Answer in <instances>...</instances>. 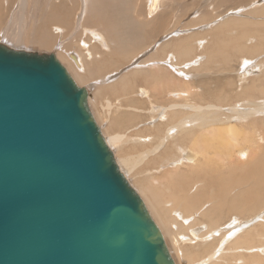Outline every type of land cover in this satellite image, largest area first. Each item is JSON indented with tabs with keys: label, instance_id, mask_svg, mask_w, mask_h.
I'll use <instances>...</instances> for the list:
<instances>
[{
	"label": "bare ground",
	"instance_id": "bare-ground-1",
	"mask_svg": "<svg viewBox=\"0 0 264 264\" xmlns=\"http://www.w3.org/2000/svg\"><path fill=\"white\" fill-rule=\"evenodd\" d=\"M4 1L6 2V0ZM72 1L75 5V9L78 8V0H69L66 6H64L65 4H63V6L65 7L64 11L61 10V1H53L51 4L52 7L50 8V12L53 15L54 22L58 23V25L55 26L56 29H52L55 33V37L62 36L61 32H71V30L74 29L76 25H78V19L74 17V14L76 15L77 12L75 11L72 14L73 9L70 8ZM101 1L89 0V7H87L88 0L82 1L83 3L81 7L83 9L79 10L81 11V15L86 8H89V14L95 13L93 14L91 21L87 22V26L88 23L97 24L99 19H103L101 18L102 15L110 17L111 13L109 15L106 14L108 13V11H106L107 8L104 6L105 0ZM109 1L113 3L112 6H115L116 0ZM121 1L122 3L125 2L124 9L122 8L120 11L118 9V5L114 7L116 10H118L116 11V14L119 19L121 17L125 18L129 15L130 12L129 5L131 0ZM25 2L26 1H24V3ZM165 2L166 0L149 1V15H147L145 18L146 20H144L146 21V24H150L151 22L154 23L157 18L156 15L162 11V6L165 4ZM262 6L264 8V5ZM21 7L23 8V6ZM25 8L27 7L25 6ZM22 11H24V9H22ZM63 12H68L69 15L71 14L73 16V20L70 19L69 15L68 19L65 18V14L64 17L61 16V13ZM105 18L103 21H105ZM234 20L230 21L229 23L228 21H226V23L224 22L225 24L220 27L222 28L221 31L218 32L224 33L227 29H230L231 25H234L235 27L241 29V32L245 34L242 35V40L247 43L249 39L247 38L246 41V37L252 30L246 29L247 27L244 26L243 21ZM144 21L140 20L139 25L143 27ZM126 22L128 21L126 20ZM80 23L82 25L83 22ZM134 24L136 23L133 22L132 25H129L134 28ZM249 24H251V22H248V25ZM63 25H65L64 28L62 27ZM90 26L89 28L85 27V30L82 28L81 29L86 33H89L93 37H99L102 40H104L105 38L106 41H108L109 44L113 48H115L114 52H116V56L122 60L130 61L131 57H136L137 53H140L142 51L141 49H144V47H142L144 38L142 37L143 35H140L141 33L137 32V35H131L127 34L123 29L121 36H119L116 32L118 31V28L120 26L115 21L109 22V26L107 25L109 27V30H107L111 33L110 37L108 36V34H106L103 38V34H99L98 31L96 32L95 30L91 29ZM145 28L147 27L145 26ZM2 31L5 32V30ZM9 31L11 32V30H8L7 33H10ZM48 32L49 29L47 32H43V34L41 35V41L35 38L36 36L32 37L29 41V45H31L32 47L34 45H38L39 47L48 46V44H50L49 41L52 39ZM104 33L106 32L104 31ZM3 34L4 33L0 32V36H2ZM73 36L75 37L74 33ZM93 37H90L87 40L90 45L92 41H95ZM260 38L262 41H264V34L261 35ZM4 39L6 40V38ZM74 39L76 40V38ZM12 41L14 40L12 39ZM187 41L189 43V40H186L185 42ZM237 41L239 43L241 39L240 41ZM70 42V45H67L66 47H77L76 51L78 52H72L73 54L69 53L68 55L55 54L58 60L61 61L67 68L69 67L70 69H72L74 74L78 76L81 83H88V81L96 78L97 76H100L104 71L103 68H100L101 66L98 67L99 64L103 63L99 61L101 59L99 52L93 50V53L89 54L88 44L85 43L82 39L78 40L75 43H72V40H70ZM165 44L162 47L161 54L153 55L154 57H152L154 60L157 59L158 62L155 60V62L147 65L149 63L144 61L140 63L141 65L139 64L141 68L138 64H136L138 65L136 66V68H133L130 71L126 72L120 79H117L118 81H116L114 85L110 87L114 94L116 93V95H123L127 94L128 92H134L136 88L140 86V80L138 82V79H143V82L147 85V87H149V89H140L143 86L145 87L144 84L143 86L139 87L140 91L138 93V96H140V99L133 100L132 103H129L127 105L125 104V106L122 105L117 107L120 111L125 110V112L121 114V123H124L127 129L135 124L137 125V123L142 120L143 117L146 116V114L150 113L151 118H155L156 121H160V124L158 125L159 128H156L158 132L154 134L152 130L148 128L147 131H144V133L138 131V133H133L134 135H126L125 133L119 132L113 133L110 137L105 139L110 148L114 149H112L113 152L116 150L119 154H121L118 158H116L115 156L120 170L125 176H131V179H134L135 183H137L136 186H138L139 188V194L142 196L141 198H143L145 203L148 205L151 213L154 216V219L159 222L158 225L160 224V226L165 230L164 233L166 237L170 238L171 247L175 252V257H177L176 264H183L186 262L187 264H264V205L259 216L242 222L240 221V224H238L237 226L233 224L229 225L227 228L230 230V233L227 235H223L221 233L220 236L222 238L218 241L214 240L217 237V233L219 231V224L217 221H215V217L217 215L216 212L218 211L216 208H223L225 206V203H227L228 199L231 197H234L237 201H240L239 194L241 191V182L246 184V190L249 193L246 196V203L243 205V207H245L243 212L246 214H248V211L253 210L251 206L252 194L255 192H258V194L264 193L262 191V187L264 186V141L260 140L257 142L258 136L260 134L259 125L260 123L264 124V78H262V81L257 82V86L253 85L255 88L250 85L252 86V88H250L252 89V92L253 89H255L256 92H258V94L262 96V101L258 104L257 102L254 103L255 95H253L252 97L247 96V94L249 95V93H247L249 91H243L244 94H241L245 99H247L246 101L243 100L244 102L242 103L236 101L231 103L229 106H225V103L223 104V102L221 101L220 103L224 105H222V107L221 104L220 106H215L212 105L211 102L208 105L204 104V100L202 99L201 94H194V85L196 84L194 83L193 85L192 77H190V80L187 79L190 74L191 76L193 75L192 73L189 74L188 70L190 69V67H193L194 71L201 73L202 70L200 69L206 67L207 69L211 70L212 65L217 69L218 66L216 65V63L214 64V62H212L217 58H213V60H211L210 56H208L209 60H207L206 64H203L204 66L201 67L200 62H198L200 58H197L196 61L191 62L194 58H196V56H194L195 53H193L195 49L192 46H188L183 43L184 45L179 44L178 46L175 44L171 48H169V44ZM241 45L243 46V44ZM95 47L96 45L93 46V49ZM241 48L243 49L244 46ZM173 50L175 53L178 51V53H176L178 55L177 60L174 57V52L171 53V51ZM246 50L249 51L251 59L254 60L250 61L254 66H257L256 69L258 67H261L264 72V62L262 61L264 55H259L260 53L264 52V45L261 44L260 46L255 47L254 50L250 47L249 49H245V51ZM220 51L226 54V49L223 46L220 47L218 52L221 53ZM232 51H234L235 53L236 50L232 49ZM240 52L242 54L244 53L242 50H239V53ZM234 53L232 55H234ZM89 55H91L93 58L91 63H88L86 61L89 58L87 57ZM224 56H222L221 58H223ZM166 57L169 58V64L168 62L165 63L169 70L163 69L161 66L162 62L164 63V58ZM226 57L228 56L226 55L224 59ZM137 58L135 61L138 60ZM238 58L239 60H236V62L240 61L244 63L243 73H246L247 75H253L255 71H251L249 69V66H251V64L248 66L246 65L247 63H251L248 62V59L250 58H247L245 55H240ZM228 59L229 57L227 58V60H225V64L229 65L228 67L230 68L233 62H231V60L228 61ZM256 62H258L259 65H255L257 64ZM156 63H159V68L157 71H153L151 67L155 69ZM108 65L109 63H106L103 65V67H109ZM232 65H234V63ZM178 68L182 73L179 72L180 70H177ZM183 68L185 69V72H188V74H185L182 71ZM237 68L234 67V69H236L235 72L238 71ZM76 69L79 71H77ZM172 69L174 70V72L175 70H177L178 73L183 76H181V78H183L182 80L185 81L179 83L180 81H178V78H176V76L171 73ZM226 70L228 71L229 69ZM230 71L228 72L230 73ZM158 72H160L159 75ZM209 72L211 71L206 70V74H208ZM228 72L226 74H228ZM163 75L167 77V81H164ZM235 75H237V73ZM245 81L247 82V80ZM232 86L234 87V85ZM150 94L152 96H150ZM162 95L165 96L163 97V103L158 104L160 101L159 99L162 98ZM238 96L240 95H237V97ZM126 97H122V99L126 100ZM195 98H197L199 102L196 101ZM122 99L120 100L122 101ZM249 99L251 100V102ZM147 104H149L150 107L149 112L146 111L147 108L145 106ZM248 105H253L257 109H262L261 112L258 111L260 116L248 117L246 115L247 117H245V115H243L244 112L243 110H241V107H244L247 112ZM107 106L106 108H112V104H108ZM254 107L252 109L250 107L251 110H248V112L255 111ZM235 117H244L242 119H246V121H248L247 119H249L254 123H252L253 125L250 126L239 127L240 125L237 123L240 121H238V119ZM259 117L262 119H260ZM234 118L236 120H234ZM156 121H150V123L148 124L155 127ZM113 122H111L110 128H112V126H116L115 124L113 125ZM257 124L259 125L256 126ZM147 134L149 135L148 138ZM127 146L131 147L133 152H129L130 148H127ZM114 155H116V152H114ZM127 176L126 178H128ZM249 199L250 202L248 205ZM206 203H209V205H206ZM233 205H235V203ZM196 213L198 215L200 214V216L202 217L201 220L199 219L200 216L199 218L196 216ZM244 213L242 214L245 215ZM218 214L222 215L221 212H218ZM204 219L208 220V225H204L202 223V220ZM235 221L238 220L235 219ZM209 238L214 239H210V241L212 242H209L207 241ZM225 247L235 248L240 255H236L235 257L230 256L225 262L220 261L219 258L222 254V249Z\"/></svg>",
	"mask_w": 264,
	"mask_h": 264
},
{
	"label": "water",
	"instance_id": "water-1",
	"mask_svg": "<svg viewBox=\"0 0 264 264\" xmlns=\"http://www.w3.org/2000/svg\"><path fill=\"white\" fill-rule=\"evenodd\" d=\"M54 53L0 43V264H176Z\"/></svg>",
	"mask_w": 264,
	"mask_h": 264
},
{
	"label": "rangeland",
	"instance_id": "rangeland-1",
	"mask_svg": "<svg viewBox=\"0 0 264 264\" xmlns=\"http://www.w3.org/2000/svg\"><path fill=\"white\" fill-rule=\"evenodd\" d=\"M11 1L12 0H6V2L8 3L7 4L4 0H0V2H1L0 3V32L4 33L2 36H0V43L6 44L7 46H9L13 49L18 48L16 50L20 49V50H25V51H29V52H37L40 54L54 53L56 55L57 54L68 55L69 53H72V52H74V53L78 52V51H76L77 47L76 48H72L73 46L72 47L71 46L66 47L67 45H70L69 44L70 40H72V43H75L78 40L82 39L85 43L88 44V48H89L88 53L89 54L93 53V50H96L97 52H99V55L101 57V59L99 61H101L103 63L99 64L98 67L101 66L100 68H103L104 72L102 71L103 73L100 76H97L96 78L88 81V83L87 82L81 83L78 76H76L74 74L72 69H70L69 67L67 68L61 61H60V63L66 68L68 73L71 75V77L74 79V81L77 82V85L79 87L86 88L89 91L88 104L90 103L89 104L90 110H91V112L94 116V119L96 120L98 126L101 128L102 134L105 138L110 137L113 133H119V132L125 133L126 135H131V134L134 135L135 132L138 133V131L141 133L142 132L144 133V131H147L148 128L151 129L154 134L156 132H158L156 128H159L158 125L160 124V121L159 120L156 121L155 118H151L150 113L146 114V116H144L143 119L137 123V125L135 124L132 127H129L127 129L125 127V124L121 123L122 122L121 121V117H122L121 114H123L125 112V110L120 111V110H118L117 107L122 106V105L125 106V104L127 105L129 103H132L133 100L140 99V96H138L140 89H142V90L146 89V88L149 89V87H147V85L143 82V79H141V78L138 79V82L140 80V83H139L140 86H138L134 92L132 91V92H128L127 94H123L124 96L118 95V94L116 95V93L114 94V92H112L110 87L112 85H114V83L116 81H118L117 79H120L126 72L130 71L131 69L136 68V66H138L140 63L146 61L149 63L147 65H150V63L155 62V60L158 62L157 59L154 60L152 57H154L153 55H160L161 54L162 47L164 46L165 43L169 44V48H171L175 44L179 46V44H183V43H185L188 46H192L195 49L193 53H195L194 56H196V58H194L191 62H194L197 60V58H200V60H198V62H200L201 67L206 64L207 60H209L208 56H210L211 60H213V58H217L216 60L212 61V62H214V64L216 63V65L218 66L217 69H216V67H213V65L211 63V65H212L211 70L207 69L206 67H203L202 69L199 68L200 70H202L201 73L194 71L193 67H190V69L188 70L189 74L192 73L193 75L191 76V74H190L187 79L190 80L191 79L190 77H192L193 78L192 79L193 85H194V83L196 84V85H194V94H201V97L204 100V104L208 105L211 102L212 105L220 106V104H221V107H222V105L224 103H225L224 104L225 106H229L231 103L236 102V101L242 103V102L246 101L247 99H245L243 97V95H241V94L242 93L244 94V92H247V91H249V92H247V93H249V95L247 93H245V94H247L248 97L249 96L252 97L253 95H255L254 103L257 102V104H258L262 101V99H261L262 96H260V94H258V92H256L255 89H253V92H252V89H250V88H252L253 85L257 86V82L262 81V78H264L263 77L264 72H263V69L261 67H258L256 69L257 66H254L251 62L253 59H251L249 51L248 50L245 51V49H247V48L249 49V47H250L251 49L254 50L255 47H258L261 44L264 45V41H262L260 38L261 35L264 34V8L262 6V5H264V0H166L165 4L162 6V11L156 15L157 18L155 20L156 22L154 21L155 24L153 22H151L150 24H146V21H144V20H146L145 19L146 16L149 15V6L148 5H149L150 0H141V2H140V0H137V1L131 0L130 5H129V7H130L129 15L126 16L125 18L121 17L120 19L117 17V14H116V11H118V10H116L114 7L118 5V9L121 11L122 8L124 9L125 2L122 3L121 0H116L117 4L115 2V6H112L113 3H111L109 0H105L104 6L107 8L106 11H108V13H106V14L109 15L111 13L110 17H106L105 15H102L101 18H103V19H99L97 24L88 23V26H87V22L91 21L93 14H95V13L89 14L90 13L89 8L88 9L84 8L85 10L82 12V15H81V11H79V10L83 9L81 7L83 0H78L79 7L76 9H75V5L72 1L70 8L73 9L72 14L75 11L77 12V14H79V15L74 14V17L76 19H78V25H76L74 27L75 30L72 29L71 32H69V33H68V31L61 32L62 36H59V37H55V35H54L55 33L52 30L54 28L56 29L55 26H57L58 23L54 22L53 15L50 12V10H51L50 8L52 7L51 4L53 1H57V2L61 1L62 2L61 10L64 11V9H65L64 6H66L68 4L69 0H64V1L63 0H48L51 3L48 2L47 0H37V1L36 0H13L12 2ZM24 1H26V2L24 3ZM138 2H140V3H138ZM63 4H65V5L63 6ZM46 5H47V7H46ZM107 5H109V6H107ZM21 6H23V8ZM25 6L27 8H25ZM87 7H89V0H88V6ZM134 7H136V8H134ZM260 7H261V9H260ZM22 9H24V11H22ZM16 11H17V13H16ZM48 11H49V13H48ZM147 12H148V14H147ZM186 13H188V14H186ZM64 14L66 15L65 18L68 19L70 16V19L73 20V18H72L73 16L71 14L69 15L68 12H63V13H61V16L64 17ZM104 18H105V21H103ZM111 19H112V21H111ZM192 19H193V21H192ZM126 20L128 22H126ZM140 20L144 21L143 27L139 25ZM233 20L234 21H236V20L237 21H243L244 26L247 27L246 29L252 30V31H250L249 35H247V37H246V41H247V38L249 39L247 43H245L244 40H242L243 39L242 35H245V34L241 32V29L235 27L234 25H231L230 29H227L224 33L218 32V31H221L222 28H220V27L223 24H225L226 21H228V23H229L230 21H233ZM113 21H115L120 26V27L118 26L119 28H118V31L116 32L119 36H121L123 29L126 31L127 34L137 35V32H139V33H141L140 34L141 36L143 35L142 37L144 38V43H143L142 47H144V49H141L142 51L140 53L138 52L136 57L135 56L131 57L130 61H125V60L118 58L116 56V52H114L115 48H113L109 44V42L106 41V39L104 38V36L106 34H108L109 37L111 36V33L108 31L109 30L108 26H109V22H113ZM131 21H132V23L133 22L136 23L133 25L134 28L132 26H130V25H132ZM80 22H83L82 25ZM248 22H251V24L248 25ZM148 25H149V27H148ZM89 26L91 29L95 30L96 32L98 31L99 34L100 33H101V35L103 34L104 40H102L99 37H93L89 33H86L84 30L86 28H89ZM145 26L148 29L145 28ZM152 26H153V28H152ZM217 26H218V28H217ZM62 27L64 28L65 25H63ZM12 28H13V30H12ZM81 28L84 30H82ZM48 29H49L48 33L50 34V37H52V39H53L52 40L50 38L51 40L49 41L50 44H48V46L39 47L38 45L37 46L34 45L32 47L31 45H29V41L32 37L36 36L35 38H37L39 41H41L42 40L41 35L43 34V32H47ZM100 29H101V32H100ZM2 30H5V32H3ZM8 30H11V32L9 31L10 33H7ZM103 30L106 33H104ZM61 33H60V35H61ZM73 33L75 34V37L73 36ZM83 33L84 34L86 33L87 35L86 34L84 35ZM146 34H147V36H146ZM71 35H72V37H71ZM112 35H113V33H112ZM211 35H212V38H211ZM11 37L14 41H12ZM90 37H93V39L95 40V41L91 42L92 46L90 45L89 42H87V40ZM239 37H241V38H239ZM4 38H6V40ZM7 38H8V40H7ZM74 38H76V40ZM240 39H241V41H240ZM15 40H17V41H15ZM186 40H189V43H188V41L185 42ZM237 40H239L241 43L240 42L238 43ZM93 42H95V43H93ZM101 42H102V44H101ZM104 42L106 43V45ZM241 44H243L245 49L241 48V47H243ZM95 45H96V47L93 49V46H95ZM103 45H105L108 49ZM222 46L226 49V52H225L226 54H224V52H222V51H220L221 53L218 52L220 47H222ZM214 49H216V50H214ZM232 49L236 50L235 53H234V51H232ZM238 49L242 50L244 53L243 54L241 52L239 53ZM34 50H36V51H34ZM173 52H174V50L171 51V53H173ZM176 53H178V51ZM176 53L174 52L173 54L175 55L174 57L177 60L178 55ZM211 53H213V54H211ZM233 53H234V55H232ZM224 55L225 56L227 55L229 57L228 61L231 60V62H233L235 65V66L232 65L233 63L231 64V62H230L231 71H230V68L228 67L229 65L225 64L226 63L225 60H227L228 57H226L224 59V57H225ZM238 55L239 56L245 55L247 58H250V59H248V62H251V63H247L246 65L248 66L251 64V66H249V69L251 71H255L253 73V75L252 74L247 75L246 73H245L246 74L245 75L243 73L244 72V65H243L244 63H242L240 61L236 62V60H239ZM259 55H264V52L260 53ZM222 56H224V57L221 58ZM252 56H253V52H252ZM87 57H89V58L86 61L88 63H91V61L93 59L92 56L89 55ZM136 58L138 59L137 61H135ZM85 59H86V57H85ZM168 61H169L168 57L164 58V63L162 62V64H161L163 69L169 70V68L165 64ZM262 61L264 62V57H263ZM106 63H109V65H108L109 67L104 68L103 65ZM186 63H190V62H186ZM256 63L257 64H255V65H259L258 62H256ZM136 64H138V65H136ZM158 64L159 63H156L155 69L153 67H151V69H153V71H157L159 68ZM168 64H169V62H168ZM175 64H177V63H175ZM233 66L235 68H237V66H238L237 72H235L236 69H234ZM140 68H141V66H140ZM226 69H229L228 71H230V73ZM177 70L179 71L180 69L178 68ZM177 70H175V72H174V70L172 69L171 73H173L176 76V78H178V81H180L179 83H182L183 81H185V80H182L183 78H181L182 75L180 73H182V72L180 70L179 71L180 73H178ZM200 70H198V71H200ZM206 70H209L211 72L206 74ZM257 70H259V71H257ZM77 71H79V70H77ZM182 71L185 74H188L187 71L185 72L184 68L182 69ZM227 72H228V74H226ZM236 73H237V75L239 73V75L238 76L235 75ZM159 74H160V72H158V75ZM86 75H87V73H86ZM199 76H200V78H199ZM163 77H164V81H167V77H165L164 75H163ZM229 79H231L232 81ZM235 80H237V81H235ZM245 80H247V82ZM253 81H255L256 83ZM143 84L145 85V87L143 86ZM232 85H234L235 88ZM250 85H252V86H250ZM141 86H143V87L139 89V87H141ZM247 86H248V89H247ZM237 95H240V96L237 97ZM126 96H128V97L131 96V97L128 98ZM150 96H152V95L150 94ZM122 97L123 98L126 97V100L122 99ZM163 97H165V96L162 95V98L159 99L160 101L158 104L163 103V100H164ZM120 99H122V101ZM195 99H196V101H198L197 98H195ZM221 101L223 102V104L220 103ZM250 102H251V100H250ZM108 104H112V108H106V106ZM248 106H247V112L244 109V107H241V110H243V112H244L243 115H245V117H247V116L248 117L260 116L259 112H261L262 109H259V108L257 109L253 105H248ZM145 107L147 108L146 111L149 112L150 111L149 104H147ZM250 107H251V109L254 107L255 111L248 112V110L249 111L251 110ZM255 112H257L258 114ZM235 118H237L238 121H240L237 123L240 125L239 127L250 126V125H253L252 123H254V122H252V120L247 119L248 121H246V119H242L244 117H235ZM235 118H234V120H236ZM260 119H262V118H260ZM150 121H156L157 122V123L155 122V127H153V125L150 126L148 124V123H150ZM245 121H246V123H245ZM111 122H113V125L115 124L116 126H112V128H110ZM258 125L259 124H257L256 126H258ZM259 133L260 134L258 136L257 142L260 140L264 141V134H263L264 133V124H262V123H260V125H259ZM148 136L149 135L147 134V138H148ZM148 144H149V142H148ZM129 146H131V145H129ZM129 146H127V148ZM129 148H130L129 152H133L132 148L131 147H129ZM114 152H116V155H115L116 158L120 157L121 154H119L116 150ZM131 178L132 177L129 176L127 179L129 180L131 186L139 194V188H138V186H136L137 183H135L134 179L132 180ZM252 186H250V187H252ZM259 190H261V189H259ZM262 191L264 192V186L262 187ZM248 194L249 193L246 190V184L241 182V191L239 194L240 195V201H237L234 197H231L228 199V202L225 203V206L223 208H221V209L216 208L218 211L216 212L217 215L215 217V221H217L219 224V227H218L219 231H218L217 237L215 239L209 238L207 241L212 242V241H210V239L211 240L214 239V240L218 241L219 239L222 238L220 236L221 233L223 235H227L230 233V230L227 228L229 225L233 224V225L237 226L238 224H240V221L242 222L245 220H249L251 218L253 219V217L256 218L257 216L260 215L262 207L264 205L263 204L264 203V193L258 194V192H255L252 194L251 206L256 213L252 210V211H248V214H246L243 212V210L245 209V207H243V205L246 203V196ZM140 197H142V196L140 195ZM142 200L144 201L143 198H142ZM249 202H250V199L248 201V205H249ZM144 203H145V201H144ZM234 203H235V205H233ZM206 205H209V203H206ZM146 206H147V209H148V211H149V213H150V215L154 221L155 219H154L153 214L151 213L147 204H146ZM222 211H224V212H222ZM218 212H221L222 215L218 214ZM230 213H231V215H230ZM242 213H244L245 215H243ZM234 214H235V216H234ZM196 216L199 218L200 214L199 215L197 214ZM199 219L201 220L202 217L200 216ZM235 219H237L239 222L235 221ZM154 222H157L156 225L158 226L160 231H162L164 238L168 241L167 242L165 240L166 244L168 246V249L171 253V256H172L173 260L176 262L177 257H175L176 256L175 252L173 251V249L171 247L170 238L166 237V235L164 233L165 230L160 226V224L158 225L159 222L156 220ZM202 223L204 225L209 224L207 219L202 220ZM169 245H170V247H169ZM227 249H229V250H227ZM236 255H240V254H239V252H237V250L235 248L225 247L222 249V254H221L219 259H220V261L225 262V261H227L228 257H230V256L235 257ZM183 264H187V262L183 263Z\"/></svg>",
	"mask_w": 264,
	"mask_h": 264
}]
</instances>
